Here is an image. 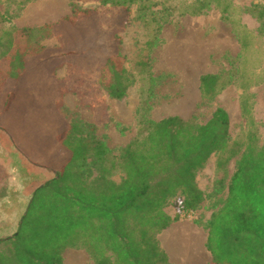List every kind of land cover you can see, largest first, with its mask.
Instances as JSON below:
<instances>
[{"label": "trees", "instance_id": "16d2710c", "mask_svg": "<svg viewBox=\"0 0 264 264\" xmlns=\"http://www.w3.org/2000/svg\"><path fill=\"white\" fill-rule=\"evenodd\" d=\"M132 1L101 0V6L129 12ZM223 1L200 0L195 7L188 5L186 14L199 15L212 4L225 6ZM251 12L263 22L264 32V6H254ZM92 14L74 6L60 24L76 26ZM149 14L144 8L145 30L159 24L158 17ZM57 30V25L48 24L14 29L13 39L7 41L0 37V131L33 166L35 179L16 231L0 238V264H63L67 249L81 247L95 264H171L157 236L204 203L196 175L211 156L218 155L220 171L242 150L240 143H232L229 115L219 108L204 125L177 116L146 122L140 138L120 158L111 157L95 125L51 118L57 112L48 105L59 86L47 73L52 61L60 59L51 58L41 43ZM116 50L105 59L99 84L110 98L122 100L133 79L120 57V46ZM79 56L71 51L65 58ZM200 81L208 99L225 87L218 75H204ZM9 85L12 89L5 92ZM242 110L250 116L246 101ZM44 113L36 126L50 127L54 122L59 126L53 124L52 129L62 130L52 139L26 137L36 123L32 116ZM116 171L124 176L120 184L112 180ZM219 184L223 189V182ZM207 230V250L216 264H264V148L252 142L245 147L225 203L213 213Z\"/></svg>", "mask_w": 264, "mask_h": 264}, {"label": "rangeland", "instance_id": "374dc122", "mask_svg": "<svg viewBox=\"0 0 264 264\" xmlns=\"http://www.w3.org/2000/svg\"><path fill=\"white\" fill-rule=\"evenodd\" d=\"M223 2L225 6L212 4L199 15H189L188 5L195 7L200 0H133L129 12L103 7L101 0H0L3 41L13 39L10 33L14 29L57 25L55 35L41 43L51 58L60 59L52 61L47 73L59 86L48 105L58 116L51 118L95 125L96 135L111 157L120 158L124 149L140 138L146 122L177 116L204 125L217 109L228 113L232 143H240L242 150L223 170L217 169L218 155H212L197 172L204 203L157 236L168 259L169 244L176 236L188 235L193 229L208 235V222L225 203L228 183L245 147L252 142L256 148H264V32L263 22L251 12L254 6H264V0ZM74 6L93 14L80 19L76 26L60 24L72 15ZM147 7L159 19L152 30H145L141 18ZM119 46L133 85L124 99L114 100L100 86L99 76L105 59L115 55ZM71 51L80 53V59L65 58ZM208 74L220 76L225 85L212 99L201 90V77ZM11 89L9 85L5 92ZM243 101L248 103L250 116L242 110ZM41 117L45 118V113L32 116L36 123L26 131V137L52 139L62 130L61 126L52 129L53 124L59 126L54 122L50 127L36 126ZM123 177L116 171L112 180L120 184ZM170 212L175 214L176 210L171 208ZM63 264L95 262L81 247L67 249ZM209 264L216 263L212 260Z\"/></svg>", "mask_w": 264, "mask_h": 264}, {"label": "crops", "instance_id": "0c3cea01", "mask_svg": "<svg viewBox=\"0 0 264 264\" xmlns=\"http://www.w3.org/2000/svg\"><path fill=\"white\" fill-rule=\"evenodd\" d=\"M33 174V166L15 149L10 138L5 134L0 135V238L11 236L16 231L35 190ZM189 235L199 236L204 264L211 263L213 257L206 247L208 235L198 229H193L188 235L176 236L175 241L169 244L170 263L181 264L170 245Z\"/></svg>", "mask_w": 264, "mask_h": 264}, {"label": "bare ground", "instance_id": "6f19581e", "mask_svg": "<svg viewBox=\"0 0 264 264\" xmlns=\"http://www.w3.org/2000/svg\"><path fill=\"white\" fill-rule=\"evenodd\" d=\"M173 254L179 257L181 264H204L199 236L189 235L170 245Z\"/></svg>", "mask_w": 264, "mask_h": 264}]
</instances>
